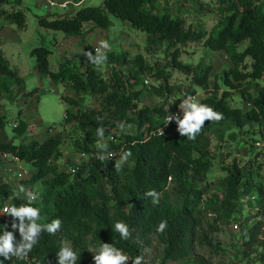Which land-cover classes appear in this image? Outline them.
Instances as JSON below:
<instances>
[{"label":"trees","instance_id":"1","mask_svg":"<svg viewBox=\"0 0 264 264\" xmlns=\"http://www.w3.org/2000/svg\"><path fill=\"white\" fill-rule=\"evenodd\" d=\"M170 1L104 0L101 6H87L72 15L38 17L46 30L60 32L65 39L79 36L85 41L96 29H110L114 24L110 15H114L145 33L148 49L167 42L168 48L173 50L169 54L170 62L164 65L152 64L142 54L132 57L128 51L102 52L88 43L81 55L86 70L66 53L56 72L50 68V49L42 46L32 50L41 76L63 84L67 92L61 97L67 105L65 129L42 141L33 139L16 144L0 140V154L11 155L34 167V174L24 183L30 186L42 183L46 190L42 198L22 206L39 209L38 224L47 225L59 219L61 227L55 233L42 229L26 259L16 256L5 259L0 255L4 264H59L62 247L71 248L77 254L74 264H96L92 250L98 254L103 244L128 255L133 264L137 257H142V264L153 242L163 248L161 264H214L211 259L196 254V249L213 246L211 234L220 231L221 220L243 215L246 207L255 210L254 214L234 223L241 227L245 256L250 257L248 264H263L261 170L264 162L257 163L261 154L245 165L235 158L224 166L222 197L212 200L206 195L207 180L215 166L213 140L222 143L227 135L234 138V131L255 125L260 126L264 136V85L258 83L264 82V0H220L223 16L210 32L187 26L183 17L160 7ZM10 5L19 8L10 10ZM0 19L16 24L19 30L28 27L21 0H0ZM189 43H203L213 51L228 54L234 67L226 71L223 82L229 90L221 92L218 84L211 85L213 65L200 62L193 66L183 62L181 47ZM245 43L248 46L241 51L239 48ZM248 58L252 60V69L247 71ZM102 60L111 69L109 79L100 72ZM170 67L191 76V85L185 89L173 85L172 75L167 70ZM145 76L160 81L158 86L150 84L149 88L165 99L161 105H141L145 87L140 86L145 84ZM199 88L213 94L204 97L198 105L211 108L221 114L222 119H205L195 139H188V134L179 130L178 121L186 112L180 107L184 100L195 97ZM178 92L184 95L170 102ZM235 92L250 104L248 110L232 106ZM71 93L78 96L73 97ZM28 94L19 70L1 52L0 134L8 125L1 98L14 102L19 95ZM86 96L95 98L99 106L86 107ZM172 114L178 115L177 120L171 123L168 132L159 133L163 120ZM68 125L73 132L68 130ZM28 128V123L20 120L13 131L18 138H23L28 135ZM68 138H71L74 153L90 156L75 173L60 171L53 163L64 157L63 146ZM126 153L129 154L127 159ZM149 192L156 195L149 196ZM15 195L16 189L10 183L0 182V211L5 201ZM254 196L256 199L252 200ZM248 197L249 201L243 203ZM207 209L218 215L209 226L211 234L207 233L203 216ZM118 222L127 225L128 239H122L115 231ZM20 223V218L8 214L0 228V236L11 232L18 241L15 250L27 243L19 231ZM30 223L25 218V226ZM13 224L17 225L15 229ZM161 224L165 225L163 230H159Z\"/></svg>","mask_w":264,"mask_h":264},{"label":"rangeland","instance_id":"2","mask_svg":"<svg viewBox=\"0 0 264 264\" xmlns=\"http://www.w3.org/2000/svg\"><path fill=\"white\" fill-rule=\"evenodd\" d=\"M56 1L58 2V0ZM21 2L22 8L26 10L28 27L25 30H19L16 24H10L0 19V53L3 52L10 60L11 65L19 70L20 75L23 77L26 92L29 94L27 96L19 95L14 102L1 98L3 112L8 117V125L5 131L0 134L1 141H13L16 144L29 143L33 139L42 141L65 129L63 121L67 105L62 101L61 97L67 95V92L63 84L55 83L50 78L41 76L36 66L37 59L32 55L34 48L43 46L52 51L50 68L55 72L58 71L62 58L66 53L79 63L83 71L86 70V66L81 61V55L84 46L88 43L99 47L102 52L114 51L120 53L128 51L132 57L142 54L152 64L160 63L166 65L170 62L169 54L173 49L170 50L168 48L167 42L148 49L147 35L135 30L128 22H124L114 15H110L114 23L110 29H96L87 35L85 41L79 36L65 39L64 34L60 32L46 30L40 25L38 20L39 16L49 14L72 15L79 9L87 6H101L104 4V0H86L83 5L74 9H62L59 6L47 7L45 0H21ZM160 7L167 8L173 15L183 17L187 26L192 25L196 29L207 32H210L212 27L223 16L222 10H220V0H171L167 6L160 5ZM13 8H19V6H8L10 10ZM87 28L90 27L87 26ZM103 43H107L108 47H102ZM247 46L248 43H245L239 49L242 51ZM181 49V58L184 63L196 66L200 62H204L213 65L214 70L210 80L211 85L214 87L218 84L222 88L221 92L229 90L228 86L223 82V76L234 65L226 52L213 51L205 47L203 43H189L186 46H182ZM251 65L252 60L248 58L246 60L247 71L252 69ZM167 70L172 75L171 83L173 85L181 86L182 89L191 85V76L172 67ZM100 72L105 79H109L112 75L111 69L103 60L100 62ZM145 79H148L152 85L158 86L160 84L159 80L151 76H145ZM258 83L259 86L264 85L263 81H259ZM144 85L146 84H141L140 86V88L145 87L144 95L141 98V105L155 107L165 101V99L153 93L154 91L149 88L151 85ZM35 90L37 92L32 93ZM211 93L213 94V92ZM211 93L199 88L198 94L191 98L192 101L189 100V103L194 102L199 104L204 97ZM71 95L73 97L78 96L72 93ZM183 95L184 92H178L171 98L170 102L181 98ZM85 106L98 107L99 103L95 98L86 96ZM232 106L241 107L244 110L250 108V104L245 102L238 92H235L232 97ZM180 109L181 111L190 110V108L184 106H181ZM20 111H22L21 115L19 114ZM20 120H25L29 125L28 135L23 138H18L13 131ZM129 127L133 129L132 126ZM67 128L73 132L71 125H68ZM234 132L236 134L234 138L227 135L225 141L222 143L217 139L213 140L212 150L216 158L214 169L207 180L209 184L208 194L206 195L207 199L214 200L222 197L221 181L226 176L223 167L235 158L242 165H245L248 162H252L258 154H261L260 158L257 159V163L264 162V144L263 148L255 146L258 140L264 139L263 134L260 132V126L246 127L244 130H236ZM228 133L230 134L231 132ZM63 149L65 152L64 157L59 161H53L54 164L59 166L60 171L75 173L90 158V156L73 152L71 138H68ZM120 160L118 159V161ZM34 172L35 169L32 165L24 162L20 163L11 155L0 154V182H8L16 189V195L6 200L5 204L19 208L24 203L30 201L29 197L31 195H35L36 200L40 197L42 198L46 190L42 183L35 186L24 183ZM261 174L264 181V167L261 170ZM204 206L205 204L202 206L203 209H205ZM254 212L251 208L246 207L243 215L237 214L230 219H222L220 231L211 234L209 226L214 224L218 215L210 209L204 210L205 227L207 233L211 234L214 245H207L203 249L197 248L196 254L211 259L214 264H248L250 257L245 256L246 249L243 245L241 227L236 229L235 225L239 223L234 222L239 218L245 219L251 217ZM1 219L2 217H0V228L2 227ZM18 245V241L13 240L14 250ZM92 255L93 259H95L97 255L95 250H92ZM9 256L15 257L12 253H9ZM126 256L128 257V261H125L124 264H133L130 257ZM162 258V246L157 242H153L152 246L146 251L145 261L142 264H161Z\"/></svg>","mask_w":264,"mask_h":264},{"label":"clouds","instance_id":"3","mask_svg":"<svg viewBox=\"0 0 264 264\" xmlns=\"http://www.w3.org/2000/svg\"><path fill=\"white\" fill-rule=\"evenodd\" d=\"M76 8V7H75ZM71 9V8H70ZM74 9V8H72ZM102 47L107 48L108 44L103 43ZM101 56H103L101 54ZM191 98L184 100L182 106L190 108V111H186L182 120H179V130L181 133H187L188 139H195L196 134L201 130L205 119L210 120H220L222 115L214 112L211 108L207 106H201L197 103L191 102ZM170 119V118H169ZM100 135H103V132H100ZM129 154H125V159ZM149 196H155L154 192L147 193ZM30 200H35V195H31ZM156 202V201H154ZM13 217L20 218L21 223L19 224V231L23 235L25 243L20 248L14 250L13 240L14 236L11 232H6L3 236H0V255H3L5 259H11L9 253L16 256L18 259H26L28 253L32 250L33 245L37 244L35 237L43 229L48 233H55L61 227V221L59 219L53 221L51 224L41 225L37 223V220L40 218V211L38 208L30 206H22L19 208L12 207L7 210ZM27 218L31 223L25 226L24 220ZM17 227L16 224H13V228ZM115 231H118L121 234L122 239H128L130 236L129 229L124 223H116ZM165 227L164 224H161L159 230H163ZM77 258V254L68 247H62L59 252V264H74V261ZM142 257H137L134 261V264H141ZM96 264H124L125 261H128V257L122 254L120 251L114 250L111 246L103 244L99 253L95 256ZM0 264H4L0 260Z\"/></svg>","mask_w":264,"mask_h":264},{"label":"built area","instance_id":"4","mask_svg":"<svg viewBox=\"0 0 264 264\" xmlns=\"http://www.w3.org/2000/svg\"><path fill=\"white\" fill-rule=\"evenodd\" d=\"M46 1V5L47 7H54V6H59L61 7L62 9H70V8H75V7H80L81 5H83L85 3L86 0H65V1H56V0H45ZM145 84L146 85H150V81L148 79H146L145 81ZM177 114H172V115H169L167 118H165L163 120V124H162V128L159 130V133H166L169 131V127L171 125V123H173L174 121L177 120ZM170 118V119H169ZM113 139V138H112ZM263 144H264V141H259L257 142L256 146L259 147V148H263ZM18 162L22 163V161H20L19 159H16ZM249 197L248 198H244L242 200L243 203H247L249 201ZM256 197H252V200H255ZM12 207L7 204L4 205L3 209L0 211V217H2V219L6 218L7 215L9 213H7V210L8 209H11ZM1 219V220H2ZM235 228L238 229V225L236 224L235 225ZM262 239L264 240V235L262 236ZM264 264V262H263Z\"/></svg>","mask_w":264,"mask_h":264},{"label":"crops","instance_id":"5","mask_svg":"<svg viewBox=\"0 0 264 264\" xmlns=\"http://www.w3.org/2000/svg\"><path fill=\"white\" fill-rule=\"evenodd\" d=\"M58 1H64V0H58Z\"/></svg>","mask_w":264,"mask_h":264}]
</instances>
